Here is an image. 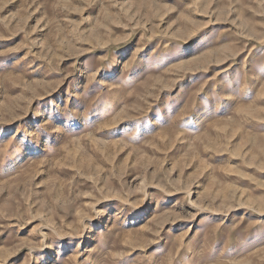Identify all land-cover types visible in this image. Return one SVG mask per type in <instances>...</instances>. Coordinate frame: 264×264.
<instances>
[{
  "label": "rangeland",
  "instance_id": "1",
  "mask_svg": "<svg viewBox=\"0 0 264 264\" xmlns=\"http://www.w3.org/2000/svg\"><path fill=\"white\" fill-rule=\"evenodd\" d=\"M0 264H264V0H0Z\"/></svg>",
  "mask_w": 264,
  "mask_h": 264
}]
</instances>
